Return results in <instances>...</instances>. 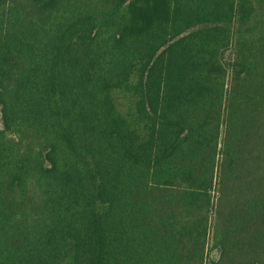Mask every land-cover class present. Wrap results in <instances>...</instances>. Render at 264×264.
<instances>
[{
    "label": "trees",
    "instance_id": "obj_1",
    "mask_svg": "<svg viewBox=\"0 0 264 264\" xmlns=\"http://www.w3.org/2000/svg\"><path fill=\"white\" fill-rule=\"evenodd\" d=\"M0 264H264V0H0Z\"/></svg>",
    "mask_w": 264,
    "mask_h": 264
}]
</instances>
